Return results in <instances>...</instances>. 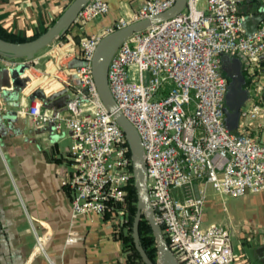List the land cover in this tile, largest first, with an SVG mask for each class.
Masks as SVG:
<instances>
[{
  "label": "built area",
  "instance_id": "2783aa9c",
  "mask_svg": "<svg viewBox=\"0 0 264 264\" xmlns=\"http://www.w3.org/2000/svg\"><path fill=\"white\" fill-rule=\"evenodd\" d=\"M243 1L187 0L177 16L127 38L109 65L111 91L143 141L155 218L180 264L234 260L229 226L205 222L211 191L237 197L264 190V19L247 35L243 23L249 16L240 10ZM175 2L145 0L106 31L80 37L79 53L66 51L70 58L56 65L64 76H51L49 83L57 86L45 91L64 90L66 101L47 107L34 98L22 108L34 124L52 123L53 130L65 127L70 132L69 168L62 185L70 193L72 217L114 212L127 200L134 178L126 133L95 87V48L105 34L152 18ZM109 11L106 0H89L74 23L83 25ZM224 55L238 57L250 81L236 129H229L225 120L229 80L223 72ZM78 56L81 63L69 65ZM20 65H26L25 89L31 82L26 71L32 59L0 53L1 67ZM37 241L41 246L40 236Z\"/></svg>",
  "mask_w": 264,
  "mask_h": 264
},
{
  "label": "crops",
  "instance_id": "0c3cea01",
  "mask_svg": "<svg viewBox=\"0 0 264 264\" xmlns=\"http://www.w3.org/2000/svg\"><path fill=\"white\" fill-rule=\"evenodd\" d=\"M70 1L0 0V24L17 36L37 34L51 25ZM106 1L110 5L107 14L83 25L73 23L62 38L55 39L42 49L44 52L34 55L32 66L26 71L31 80H35L30 87L53 89L57 84H50L49 78L54 74L64 76L56 65L70 58L65 56L68 49L79 53L80 37L106 31L142 5L123 13L122 0ZM240 10L248 16L264 15V0H245ZM234 58L224 55L223 66L231 67ZM80 63L79 56L69 60V65ZM261 67L264 68V57ZM4 69L0 66V117L3 116L0 118V264H129L116 227L118 221L112 213L88 211L71 216L70 193L62 185L69 168L68 149L59 151L57 143L49 140L56 130L49 132L37 126L23 111L33 99L28 96L27 87L16 90L12 86L13 68L8 73ZM223 72L227 76L224 69ZM241 72L245 78L243 87L249 89L250 81L242 61ZM7 111L15 113L12 114L14 119L7 118ZM31 127L41 136L39 141L35 135L26 133ZM64 131L70 137L67 128L57 132ZM242 196L250 199L245 207H252L259 219L247 221L246 218L240 226L227 215L225 220L229 225L225 224L232 235L239 236L238 251L234 250V260L230 264H264V252L255 249L258 241L252 245L243 242L245 229L264 239L263 233L258 234L264 227V190ZM222 198L223 195L211 191L204 213L206 223L221 222L222 215L218 212L228 210ZM38 236L41 246H38ZM70 236L72 240L68 239Z\"/></svg>",
  "mask_w": 264,
  "mask_h": 264
},
{
  "label": "water",
  "instance_id": "95a60500",
  "mask_svg": "<svg viewBox=\"0 0 264 264\" xmlns=\"http://www.w3.org/2000/svg\"><path fill=\"white\" fill-rule=\"evenodd\" d=\"M88 1L89 0H71L51 25L32 39L16 42L0 37V53L9 57L24 58L26 60L33 59L37 52L67 32L70 26L74 23L78 12ZM186 3L187 0H176L171 8L152 18L131 22L122 28L115 29L105 34L100 40L98 46H96L92 58V76L95 87L98 89L100 97L108 111L112 112L114 118L125 131L132 151L134 179L138 191L137 210L133 219V237L136 248L144 262L147 264L180 263L168 244L162 226L155 218L154 209L150 202L148 170L143 141L136 126L118 106L109 86L108 70L112 57L127 38L133 33L143 31L153 24L177 16L184 10ZM263 19L264 15L247 17L243 23L246 29V34L250 35L256 32L259 28V23ZM233 61L231 67L223 66L224 71L230 78L228 90L226 92L225 106V120L229 129H236L239 126L241 108L249 98V89L243 87L245 78L241 72V60L236 57ZM25 68L26 65H20L19 69L13 68L11 72L12 86H14L16 90H20L26 85V79L20 77ZM9 70L11 69H4L6 73H8ZM28 96L31 99L40 98L45 106L52 107L62 105L66 101L68 94L65 93L64 90H56L46 93L42 87H35L29 92ZM12 114L15 113L7 111L5 115L12 120L14 119ZM0 118L3 119V116ZM42 127L47 128L49 132H52L53 130L52 123L42 125ZM143 216L146 217L153 229L156 241V257H151L141 242L140 222Z\"/></svg>",
  "mask_w": 264,
  "mask_h": 264
},
{
  "label": "rangeland",
  "instance_id": "374dc122",
  "mask_svg": "<svg viewBox=\"0 0 264 264\" xmlns=\"http://www.w3.org/2000/svg\"><path fill=\"white\" fill-rule=\"evenodd\" d=\"M144 1L145 0H122L121 7H122L123 13L128 11V10L139 7L141 4H143ZM198 6L202 7V3H199ZM40 51L41 52H39V53H42L45 50H40ZM34 82H35V80L32 79L30 84L32 85V83H34ZM64 129H65V127H64ZM26 133L28 134V136L35 135L36 138L38 139V141L41 138V136H39V134L36 133V131L33 127L28 128L26 130ZM50 137L51 138L49 140L52 143H54V142L57 143L59 151L62 152V151H65L66 149H68V147L70 145V137H69L67 131H64V132L53 131V133L50 134ZM247 201L250 202V199L249 198L246 199V197H244V196H237L236 197V196H231V195H223L221 202L225 203L227 205L228 210L221 211V213L218 212V214L222 215V217L220 218V221L223 223H227L229 225L228 220H225V219H228V216H227L228 214H230V217L234 221V224L237 222L240 226L242 224H244V222L246 221L245 220L246 218H248L247 221H249V220L257 221L259 219V217H258V214L256 213V211L250 206L245 207V203ZM123 212L124 211H122V210L114 211V212H112V215H113L112 217L115 218L117 221L124 220V213ZM223 216H225V218H223ZM116 227H117V229L119 228L118 226H116ZM240 229L243 230L242 228H240ZM244 231H245L246 235L244 236L245 241H243V242H246V245H249V243H250V245H252V242L258 241L255 244V249H257L261 252H264V239L261 240V238L259 237L260 235H257V236L253 235L254 231H249L247 229H245ZM249 233H252V234L248 235ZM261 233L264 234V227H261L258 234H261ZM238 237L239 236H237L236 234L232 235L234 250H236V251H238V244H239V238ZM253 237L254 238L256 237V240ZM240 238H242V237H240ZM246 248H249V247H246Z\"/></svg>",
  "mask_w": 264,
  "mask_h": 264
},
{
  "label": "trees",
  "instance_id": "16d2710c",
  "mask_svg": "<svg viewBox=\"0 0 264 264\" xmlns=\"http://www.w3.org/2000/svg\"><path fill=\"white\" fill-rule=\"evenodd\" d=\"M38 34L39 33L26 36V37L17 36L14 33H11L8 30H6L0 24V37L6 40L21 42V41L32 39L36 37ZM63 36L64 35H61L60 37H58V39L62 38ZM137 203H138V191H137L135 179L133 178V181L128 186L127 200L123 204H119L117 208H115V211L117 210L124 211L123 212L124 220L118 221L119 223L117 224V226L119 228L117 230L120 233V238L123 243V248L127 253L128 263L129 264H147L144 262V260L142 259V256L140 255L138 249L136 248L134 237H133V219H134V215L137 210ZM112 212L113 211L110 210L109 212H107V214L112 213ZM140 236H141V242L143 246L145 247V249L147 250L148 254L151 257H156L155 236H154L151 224L149 223V221L146 219L145 216L142 217L141 222H140Z\"/></svg>",
  "mask_w": 264,
  "mask_h": 264
},
{
  "label": "bare ground",
  "instance_id": "6f19581e",
  "mask_svg": "<svg viewBox=\"0 0 264 264\" xmlns=\"http://www.w3.org/2000/svg\"><path fill=\"white\" fill-rule=\"evenodd\" d=\"M29 85L31 86V84H30V83H29ZM29 85L27 86V88H26V89H28V88L30 87ZM55 87H56V86H55ZM44 89H45V87H44ZM50 90H51V89H47V88L45 89V91H46V92H49Z\"/></svg>",
  "mask_w": 264,
  "mask_h": 264
}]
</instances>
